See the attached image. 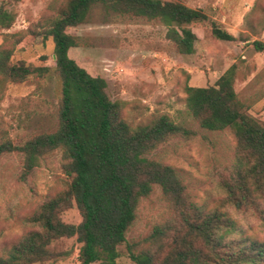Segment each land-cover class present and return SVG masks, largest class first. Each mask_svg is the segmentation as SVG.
Instances as JSON below:
<instances>
[{"label": "trees", "instance_id": "obj_1", "mask_svg": "<svg viewBox=\"0 0 264 264\" xmlns=\"http://www.w3.org/2000/svg\"><path fill=\"white\" fill-rule=\"evenodd\" d=\"M96 9L106 16L160 23L165 39L181 55L191 54L198 40L192 28L208 20L201 9L174 0H64L51 6L41 26V34L53 43V67L13 62L12 48L0 46V94L5 84L30 77L43 80L53 74L60 83L56 127L20 145L1 142L0 156L21 154L20 178L26 180L58 151L65 176L62 189L25 219L31 230L0 249V264L63 260L67 253L53 246L73 237L80 244L77 264H116L121 247L133 264H264V243L245 238L228 214L248 213L264 228V124L249 114L235 92L236 65L211 86L186 88L185 112L197 127L209 132L228 129L235 139L234 162L216 183L222 197L209 210L192 201L172 166L151 156L160 145L189 139L195 132L166 115L131 126L122 115L124 102L109 96L106 80L91 76L69 58V49L78 47L80 39L68 29L90 23ZM14 20L15 14L0 6V31L8 30ZM210 33L219 41L235 40L214 22ZM251 47L264 54V43L253 41ZM155 189L171 214L153 229L151 245L136 251L138 245L128 243L126 234L140 202ZM73 206L81 217L77 225L61 219Z\"/></svg>", "mask_w": 264, "mask_h": 264}, {"label": "rangeland", "instance_id": "obj_2", "mask_svg": "<svg viewBox=\"0 0 264 264\" xmlns=\"http://www.w3.org/2000/svg\"><path fill=\"white\" fill-rule=\"evenodd\" d=\"M63 1L0 0V6L15 14L13 25L0 31V46L12 48L13 62L54 66L53 43L41 34V26L51 6L57 7ZM174 1L201 9L208 17L192 28L198 40L191 54H178L158 22L106 16L96 9L90 23L68 29L70 35L80 39L68 56L91 76L106 80L109 96L124 102L122 115L131 126L146 125L166 115L195 132L189 139H172L160 145L151 156L177 171L194 203L212 210L222 197L217 180L234 162L235 139L228 129L209 132L197 127L185 112L186 88L211 86L225 70L236 65L235 92L249 114L264 124V54L251 47L253 41L264 43V0ZM211 22L235 40L214 39ZM17 39L21 40L16 43ZM59 96V79L53 74L43 80L30 77L20 84H5L0 94V143L10 140L20 145L39 132L53 130ZM62 164L60 153L52 152L32 175L21 180V154L0 156V249L30 231L25 219L43 200L62 189ZM170 214L167 202L155 189L140 202L126 234L128 243L138 245L136 251L150 246L153 229ZM228 214L245 238L264 243V228L258 219L231 210ZM61 219L72 225L81 221L74 206L63 212ZM79 246L75 237L63 239L53 248L66 252V257L38 264H77ZM120 251L116 264H133L125 247Z\"/></svg>", "mask_w": 264, "mask_h": 264}]
</instances>
